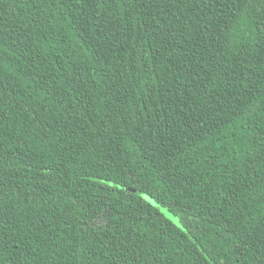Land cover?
Masks as SVG:
<instances>
[{"label":"trees","instance_id":"trees-1","mask_svg":"<svg viewBox=\"0 0 264 264\" xmlns=\"http://www.w3.org/2000/svg\"><path fill=\"white\" fill-rule=\"evenodd\" d=\"M0 264H264V0H0Z\"/></svg>","mask_w":264,"mask_h":264},{"label":"rangeland","instance_id":"rangeland-1","mask_svg":"<svg viewBox=\"0 0 264 264\" xmlns=\"http://www.w3.org/2000/svg\"><path fill=\"white\" fill-rule=\"evenodd\" d=\"M150 201V200H149ZM152 203L155 204L154 201ZM161 211L169 218L173 219L176 223H178V219L175 216H172L165 208H161Z\"/></svg>","mask_w":264,"mask_h":264},{"label":"snow or ice","instance_id":"snow-or-ice-1","mask_svg":"<svg viewBox=\"0 0 264 264\" xmlns=\"http://www.w3.org/2000/svg\"><path fill=\"white\" fill-rule=\"evenodd\" d=\"M103 222H104V220H103V216H101V217L98 219L97 223H103Z\"/></svg>","mask_w":264,"mask_h":264}]
</instances>
